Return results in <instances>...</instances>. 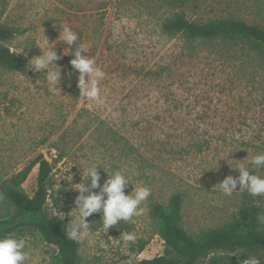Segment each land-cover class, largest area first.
<instances>
[{
  "label": "rangeland",
  "instance_id": "rangeland-1",
  "mask_svg": "<svg viewBox=\"0 0 264 264\" xmlns=\"http://www.w3.org/2000/svg\"><path fill=\"white\" fill-rule=\"evenodd\" d=\"M177 12L198 23L235 18L264 27V0H0V24L16 29L5 44L27 63L25 71L0 64V220L16 212L6 183L38 155L53 165L46 212L67 224L78 192L64 179L71 173L73 184L81 182V168L92 160L151 189L143 216L106 233L102 212L87 218L93 225L79 242L80 264H136L164 254L161 221L151 207L168 208L175 193L184 198L182 224L197 238L234 220L250 198L264 205V196L239 191V185L230 197L216 185L238 177L232 167L246 164L247 156L264 152L263 55L241 41H190L166 33L163 22ZM64 27L77 32V44L106 73L100 103L80 97L72 49L60 41ZM54 46L61 55L55 62L62 69L61 95L48 91L43 73L28 68ZM98 170L103 185L108 174ZM38 171L36 165L23 183L29 195L37 189ZM257 174L264 176V168ZM121 233L138 239L126 246ZM7 235L26 240V264H60L56 246L35 227L0 230V237ZM199 264L244 262L239 252L217 251Z\"/></svg>",
  "mask_w": 264,
  "mask_h": 264
},
{
  "label": "trees",
  "instance_id": "trees-1",
  "mask_svg": "<svg viewBox=\"0 0 264 264\" xmlns=\"http://www.w3.org/2000/svg\"><path fill=\"white\" fill-rule=\"evenodd\" d=\"M162 27L166 33H181L190 41H241L250 44L264 58V27L259 24L235 18L198 23L189 20L183 12H177L165 19ZM15 34V28L0 24V64L9 69L25 71L26 61L5 44ZM36 165L39 166L37 189L33 195H29L23 189V183ZM52 171V163L43 155H38L9 179L5 185V193L16 207V212L9 219L0 220V230L3 234H12L16 230H22L23 226H33L45 242L56 246L60 264H80V243L67 238L66 220L59 216L51 217L46 212ZM183 201V195L175 193L168 208L160 203L152 205V215L161 221L158 234L164 240L165 252L150 259H141L136 264H199L204 257L217 251L239 252L243 262L253 256L264 262V224L257 219L258 214L264 212V205L250 198L234 220L210 229L197 238L182 224ZM146 245V242L141 244L139 251H143ZM172 253H176L178 257L171 256Z\"/></svg>",
  "mask_w": 264,
  "mask_h": 264
},
{
  "label": "clouds",
  "instance_id": "clouds-1",
  "mask_svg": "<svg viewBox=\"0 0 264 264\" xmlns=\"http://www.w3.org/2000/svg\"><path fill=\"white\" fill-rule=\"evenodd\" d=\"M59 36L61 37L60 41L65 42L68 45L67 48L72 49L69 53L74 58L70 60V65L73 72L79 73L77 87L80 91V97L100 103L101 89L99 84L105 79L106 73L97 66L94 57L86 55L88 51L86 46L82 43L77 44L79 39L77 32L69 27H64L62 34L59 32ZM25 46L27 45H24L19 53L24 51ZM39 49L41 50L40 47ZM41 53L28 62L30 64L28 68L36 73H43L48 91L61 95L62 69L55 63L61 59V55L58 54L55 46L45 47ZM63 54L67 55L64 51ZM245 159L246 164L241 163L232 167L238 170V177L234 178L228 175L216 184L225 196L230 197L234 192H238L236 191L238 185L239 191L247 190L248 194L253 197L264 196V176L257 174L258 169L264 168V152L255 154L250 158L247 156ZM99 168H103L105 171L99 162L92 160L86 168H81V182L73 184L71 173L64 179L70 185L69 190L78 192L74 201L76 206L74 218L66 226L67 238L77 243L83 241L89 234L93 223H89L87 218L94 213L102 212V226L106 233L121 221L129 222L133 217H141L147 211L141 205L151 195L149 187L134 186L130 177L120 169L113 170L111 174L105 171L108 176L101 185ZM250 172L255 174H250ZM88 181L90 183H86ZM129 184L133 185L134 188L130 194L126 195L125 189ZM96 188H99L100 191L93 192L92 189ZM257 219L264 224V212L258 214ZM121 236L123 244L126 246L136 243L138 239L134 233H121ZM26 243L25 239L13 235L0 237V264H26L31 258V253L25 250ZM244 264H260V261L253 256L246 259Z\"/></svg>",
  "mask_w": 264,
  "mask_h": 264
}]
</instances>
